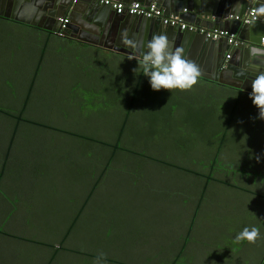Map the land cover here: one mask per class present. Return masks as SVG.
Wrapping results in <instances>:
<instances>
[{
	"label": "rangeland",
	"instance_id": "374dc122",
	"mask_svg": "<svg viewBox=\"0 0 264 264\" xmlns=\"http://www.w3.org/2000/svg\"><path fill=\"white\" fill-rule=\"evenodd\" d=\"M37 41L30 30L0 24L1 109L17 112L23 104L40 56L42 44ZM86 69L82 63L76 66L72 56L66 53L48 56L40 65L25 117L40 124L47 123L54 130L22 124L5 166L0 169V173L3 171L0 223L11 216L7 226L0 225L2 232L11 235L0 236V264H46L49 254L60 246L84 193L93 186L97 168L102 164L99 161H104L110 154L107 147L96 143V137H102L103 142L104 139L110 141L122 127L128 111L125 110L127 104L120 101L130 99L134 77L128 75L124 89L119 91L116 76L107 74L106 68L96 67L93 63ZM86 74L90 76L85 78ZM117 77L118 81L120 75ZM155 92L148 82L143 85L142 99L128 113L121 141L122 147L131 151L119 153L114 160L112 171L70 233L66 243L69 250L81 249L96 255L103 253L109 260H119L123 264H168L171 261L180 234L187 227L191 206L198 199L196 190L201 185L198 178L171 164L197 166L194 161L198 158L203 169L205 164L211 163L214 151L208 144L203 149L193 145L192 140L199 137L195 134L197 124L194 119L201 116H194L182 108V113H177L179 109L172 108L174 103L161 111L144 108V104L154 102ZM181 95L184 102L178 95L173 98H180L184 107L200 101L194 90ZM1 117L0 114V121ZM170 123L177 124L178 129L172 128ZM239 123L243 124L242 120ZM245 130L240 142L235 134L239 131L228 132L222 153V158L227 161H220L217 165L222 172L223 167L229 165L225 169L226 172L230 169L232 183L238 182L237 174L242 170L252 174L242 161L246 151L239 150L234 144V141L242 144L248 137L246 126ZM7 131L11 129L3 128L1 123L0 167ZM213 132L217 134V131ZM133 151L142 154H133ZM143 153L162 162L150 161ZM212 187L208 193L210 200L198 220V235H194L204 241L223 238L227 221L236 217L235 213H227V207L235 203L233 189L220 184ZM17 204L22 205V210L17 208L15 214L9 215ZM197 244L179 264L190 263L194 255L205 256L199 245L202 243ZM47 245L54 249L47 248ZM209 256L212 255L209 253ZM94 260L89 256L60 251L53 264H93ZM102 264L112 263L102 261Z\"/></svg>",
	"mask_w": 264,
	"mask_h": 264
},
{
	"label": "water",
	"instance_id": "95a60500",
	"mask_svg": "<svg viewBox=\"0 0 264 264\" xmlns=\"http://www.w3.org/2000/svg\"><path fill=\"white\" fill-rule=\"evenodd\" d=\"M74 1L0 0V16L14 19L11 13L14 14L23 6L26 14L29 12L35 20L32 23L26 21V24L45 29L55 35L62 31L61 19L67 17L69 23L64 30V38H75L92 45H100L103 41L112 39L117 44L106 46L109 50L137 60L146 51L145 42L153 35L163 34L173 48L183 49L185 58L198 66L199 78L243 92L250 93L251 81L264 73V57L250 54L252 47L264 46V0H139L146 5L156 4L167 16L180 15L186 10L188 16L186 20L183 18L184 21L198 31H183L179 27L164 26L157 19L117 15L109 7L101 5L98 0ZM4 7L6 12L2 13ZM252 8L258 10V20L245 24L243 18ZM39 20H44L45 26L37 25ZM221 27L235 36V52L231 56L232 59L226 58L230 48L226 38L213 40L208 37L209 32L220 30ZM125 38L132 40L135 46L128 48L122 46V43L120 46L118 42ZM211 56L212 62H208ZM240 57L243 60L241 64L237 62ZM205 63L210 66H205Z\"/></svg>",
	"mask_w": 264,
	"mask_h": 264
},
{
	"label": "crops",
	"instance_id": "0c3cea01",
	"mask_svg": "<svg viewBox=\"0 0 264 264\" xmlns=\"http://www.w3.org/2000/svg\"><path fill=\"white\" fill-rule=\"evenodd\" d=\"M120 1L126 4L135 3V2L144 4L142 1L139 0H135V1L120 0ZM19 9L20 10H18L14 14L11 13V16L13 15L15 17L14 19L0 16V24H8V25L16 26L22 30H30L31 33L35 36V38L38 40L37 42L42 44L40 54L43 51V63L44 61H46L48 56L57 57V56H63L66 53V55L72 56V61L76 66L77 63H82L83 65H86L87 69L85 71H87L90 65L91 64L93 65V63L95 64L96 67L100 66L101 68H106L107 74L112 73V75L116 76L115 81L120 84L126 82L124 80L126 78L128 79V75L130 78H133L132 74L134 76L133 78L134 83L136 82L137 84L140 81L141 85L143 86L146 82H148V78L143 76L142 69L138 68L137 59L116 53L112 50H109L106 47V46H112L114 43L117 44V42H115L114 40L110 39L107 42L103 41L100 45H92L89 43L78 41L75 38L73 39L64 38V37L61 38L55 34L49 33L45 29L42 28L38 29L37 27L35 28L31 24H26V21L31 22L32 20H34V16L31 17L29 15V12H27L26 14L25 8H23V6ZM252 9H255L258 13V10L256 8H252ZM1 11L2 13L6 12L5 7ZM170 15H177V14H170ZM180 15H182L183 18H185L186 20V16H188V13L186 12V10H183V12ZM79 20L82 21V19L80 18ZM45 24L46 22L43 20V26H45ZM220 30L227 31L229 33V30L224 29L222 27L220 28ZM127 39L132 42V40H130L129 38ZM123 41L124 39H122L121 42H118V44L121 46L122 43V46H126L128 48L132 47L133 45L132 43L125 44ZM229 50L227 54L229 53ZM231 52L230 53L232 56L235 50L232 48ZM212 56L208 59V62H212L211 60L214 57ZM237 62H240L241 64V62H243L242 58L240 57V60L239 61L237 60ZM207 64L210 66L209 63ZM207 64L205 66H208ZM135 69H137V71H135ZM203 69H207V68H203ZM119 71L122 73L118 74L120 73ZM117 75L118 76L120 75L118 81H117L118 78ZM89 76L90 74H86L85 78ZM121 85L119 87H124V85L123 86ZM192 89L194 90V92H196V94H199V100L203 104V106H201L199 109L200 113L202 111L204 113L207 112V107L205 102H208V98L214 99L215 97H217L223 100L221 104L218 102L221 106L218 107L216 106L215 111L217 115H220L221 120L224 119V113L228 117L231 116L232 119L229 118L227 121L231 122L233 131H239V133L238 132L235 133L236 140L239 141V138L245 136L246 134L245 126L248 130L247 132L248 137L245 138L244 142L240 144L237 141H234V144L235 147L238 148L239 150L242 148V150L246 151V155L245 157H243L242 161L243 163H246L247 168L245 169L251 170L252 174L248 173L245 170H242V172L238 173L237 180L239 181L237 182V186H233L231 188L235 193V199L233 198L235 200V203L232 204L231 207H227V213H231V212L235 213L236 217L232 220L227 221V223L229 224V222L232 221V225L229 227L232 230L230 232L234 236L231 235L230 232H228V229L225 236L228 237L229 235H231L233 238H235V236L244 227H249V228L253 226L257 227L259 230V237L254 242H249L247 240H241L238 242L235 240L232 242V244L236 246L235 247L237 249L236 252L237 251L239 252L235 254L239 259V262H237L238 264L239 263L264 264V120L259 118L258 109L252 104L249 98V92H243L241 90H237L232 87L223 86L221 84L214 83L202 78H198L197 83L194 86H192L191 89L183 90V91L178 90V92L180 94L182 92L189 93L190 91H193ZM224 107H227V110L224 109ZM241 113L242 115L246 114V118L242 120L243 124L239 123V116L241 115ZM236 124L237 126L235 130L234 126ZM221 128L222 129L220 131L225 130L223 123ZM15 136L16 134L14 135L9 132L6 147L3 148L4 152L9 147L11 141H13L14 143ZM232 151L234 153H237L236 150L234 151V149H232ZM2 168L3 166L1 165L0 169ZM15 207L16 209L13 208L11 209V211H9L11 212L9 215L15 214L17 208L19 211L22 210V205L20 204H17ZM77 209H79V207H77L76 210ZM245 223H247V225H245ZM0 225L7 226V224L5 225V221L3 222V224L0 223ZM0 236L4 237L1 233ZM218 239L219 238L217 237L216 241ZM198 242L202 243L199 245L203 249V252L206 249H211L210 245L206 244V241L200 240L198 238ZM190 243H189V248L187 250L188 252L192 249L194 245H195L194 247L197 246L196 244H192V241H190ZM219 244H221L222 245L221 247L224 248L223 243L219 242Z\"/></svg>",
	"mask_w": 264,
	"mask_h": 264
},
{
	"label": "trees",
	"instance_id": "16d2710c",
	"mask_svg": "<svg viewBox=\"0 0 264 264\" xmlns=\"http://www.w3.org/2000/svg\"><path fill=\"white\" fill-rule=\"evenodd\" d=\"M43 61V51L41 52L37 65H36V71H35V75L33 76V80L32 83L27 87L26 91H25V96H24V101L23 104L19 107V109L16 111L14 110H8V109H1L0 108V114L2 118V120L0 121V124H3V128L5 129H11V131H7L10 132L12 134H16L17 131H19L20 127L22 126V124H27L30 126H37V127H42L43 129H53L54 128L50 125H48L47 123H37L36 121H34L33 119H27L25 117V113L27 111L28 105L30 104V100L34 94L35 91V87H34V81L37 77V73L40 69V65ZM134 77V76H132ZM118 83V82H117ZM119 86H123V83H118ZM128 86V84H126ZM118 86V85H117ZM124 89V87H119V91ZM127 89V87H126ZM129 89V87H128ZM133 93H130L129 95V100H125L120 101L123 104H127L125 107L126 112L128 111V113L133 110L135 103H137L139 100L142 99V94L141 91H143V86L141 85V82L139 81L137 84L136 82L133 83ZM172 90L168 91V90H164V91H158L155 92L154 94V102L150 103V105L148 104H144V108H146L147 110H151V111H161V110H166L170 108V105L172 103H174V106H172V108H178L179 110L176 111L177 113L181 112V108L184 110H189L192 113H194V116H201L200 118L194 119L196 121V129H195V134H198L199 137L196 140H192L193 145H198L199 148L205 147L207 148V144L212 147V151H214L213 154V159L211 161V163H209L208 165H204L203 169L201 166V159L196 158V161H194V164L197 166H192V167H187L184 165H178V164H171V166H173L174 168L176 167V169H178L179 171H182L184 173H188V175H190L191 177L194 178H198L201 182V185H199V188H197L196 191L197 192V196L198 199L197 201L191 206L192 210L189 213L188 216V222L187 227L185 228L184 233L180 234L181 237H179V245L178 248L176 249V251L174 252V255L171 256V261L168 264H179L181 259L184 256H187L188 254V248H189V243L190 241H192V244H197L198 243V237H194V235H198V228H197V224H198V220L200 218L201 212L203 210V207L205 206V204H207V202L210 200L209 198V191L211 189H213L214 185L220 184L222 186L228 187L229 189H231L233 186H237V182L232 183L230 182L229 179H231L230 174V169L226 172L225 168H229L228 166H224L223 167V172L219 170V166H217L220 161H225L222 155L225 146L227 144V134L229 131H231L232 126H231V122L227 121L229 118H231V116H227L224 113V119L221 120L220 115H217L216 113V106H221L220 104L223 102L222 99L215 97L214 99H210L208 98V102L206 103V107H207V112L204 113L203 111L201 112V115H199V109L201 106H203V104L198 101L195 105L189 104L187 105L188 107H184V105H182L181 103V99L180 98H173L174 95L175 97H181L183 99L182 102H184L185 98L183 95H181L178 90L174 89L173 93H171ZM127 92V91H126ZM124 93V92H123ZM172 94V95H170ZM188 95V93H186ZM183 96V97H182ZM242 96V94H241ZM175 100V101H174ZM174 101V102H173ZM114 102V101H113ZM220 104H219V103ZM171 108L170 111V115L172 114L173 110ZM224 109L227 110V107H224ZM125 114L126 116L123 119V124L122 127L120 128L119 131H117L114 139L108 141L104 139V142L102 140V137H96V143L99 145H102L104 147H107L108 150H110V154L108 156V158H106L104 161L100 160L99 162L102 164H99L98 168H97V173L95 174V179H94V184L93 186L91 185L90 188L84 193V197H83V201L81 203V206L79 207V209H77V212H74L72 214V219L69 223V227L67 229V231L65 232V234H63L60 242H59V247L55 248V251L51 252V254H49V258L48 261L46 262V264H53L54 260L56 259V257L58 256V252H72L73 254L76 255H81V256H89L92 259H96V257L98 255L93 254L92 252L88 251L86 252L85 250H81V249H70L67 248L66 243L67 240L70 236V233L72 232L73 228L78 224V221L82 218L85 208H87V205L90 204V202H92V198L94 196H96V194L98 193V190L102 187V184H104L105 179L108 177L109 173L112 171V164L115 162L114 160L119 156V153H124L126 151H131V150H126L122 147V139H123V135H124V130L126 129V120L128 119L129 114ZM182 113V112H181ZM67 117H65V119H67ZM246 118V114L239 116V120H244ZM172 119V117H171ZM175 119V118H174ZM173 119V120H174ZM232 119V118H231ZM230 119V120H231ZM170 121V119L168 120ZM171 122V121H170ZM205 122V125H203L202 123ZM222 123L224 125V131H220L222 128ZM170 126L172 128H177V124H172L170 123ZM205 126V127H204ZM178 129V128H177ZM214 131H217L214 135ZM59 132L62 133H66V134H70L68 131H64V130H59ZM210 138V139H209ZM108 139V138H107ZM12 146H13V141H11L9 147L5 150L4 153H2V162L1 165L4 167L5 163L7 161L8 155L11 153L12 151ZM107 151V150H104ZM102 152V151H101ZM133 154H142V153H138L137 151H133L131 152ZM145 157H147L150 161H156L158 163L162 162L158 159H156L155 157H151L149 155H147V153H143ZM226 154V153H224ZM227 161V160H226ZM225 161V162H226ZM201 163V164H200ZM232 167V166H230ZM3 170V169H2ZM1 170L0 173V185H1V178H2V174L3 171ZM221 172V174H218V172ZM238 175V174H237ZM235 176V175H234ZM239 181V180H236ZM186 199V198H185ZM188 205H185V207H187ZM187 210H189V207H187ZM8 218L7 220L5 219V224L7 223V221H10ZM8 224V223H7ZM243 224V223H242ZM232 225V221H230V223L227 226L228 232L232 231L230 229L229 226ZM245 225H247V223H245ZM0 233L5 236V237H10L11 235H9L8 233H4L2 231H0ZM231 233V232H230ZM236 233V232H235ZM234 233V234H235ZM183 235V236H182ZM231 235H233L231 233ZM231 235H229L228 237L225 238V240H223V238L218 239L216 241V238L213 239H209L208 241H206V244H209L211 249H206L204 250L205 252L203 253L202 251V255L205 254L204 257L199 258L197 255H194L192 258L193 260H190V263L188 264H238L237 262H239V259L237 257V255H235L236 252V246L232 244L233 241H235V238H233ZM214 236V235H213ZM234 236V235H233ZM18 239V238H17ZM182 242V243H181ZM197 242V243H196ZM223 243L224 248H222L221 244ZM231 242V243H230ZM205 244V245H206ZM45 245V244H43ZM191 245V243H190ZM198 245V244H197ZM233 245V246H231ZM235 251H234V248ZM47 248L50 249H54L53 246L51 245H47ZM233 248V249H232ZM208 250H211L209 253L212 256H209ZM213 252V254H212ZM239 253V252H238ZM103 262H109L112 264H123V263H119V260H109L107 257H104ZM116 262V263H115ZM127 264H135V263H127ZM142 264H148V263H142ZM166 264V263H164ZM240 264V263H239Z\"/></svg>",
	"mask_w": 264,
	"mask_h": 264
},
{
	"label": "clouds",
	"instance_id": "9594fccd",
	"mask_svg": "<svg viewBox=\"0 0 264 264\" xmlns=\"http://www.w3.org/2000/svg\"><path fill=\"white\" fill-rule=\"evenodd\" d=\"M125 44L132 43L127 38ZM135 46V45H133ZM144 51L138 60V68L142 69L143 76L148 78L153 91L163 90H188L194 86L200 76L198 66L190 59L185 58L183 49L172 47L169 39L163 35H153L145 42ZM250 54L256 57H264V46L252 47ZM137 68V69H138ZM135 69V71H137ZM249 98L258 109V116L264 120V73H261L251 81ZM259 237V230L253 226L244 227L236 236V241L247 240L254 242ZM103 253H100L93 264H102Z\"/></svg>",
	"mask_w": 264,
	"mask_h": 264
},
{
	"label": "built area",
	"instance_id": "2783aa9c",
	"mask_svg": "<svg viewBox=\"0 0 264 264\" xmlns=\"http://www.w3.org/2000/svg\"><path fill=\"white\" fill-rule=\"evenodd\" d=\"M99 3L103 6L109 7L112 11H114L117 15H130V16H138L144 17L146 19H157L160 20L164 26L170 27H179L181 30H191L198 31L197 28L191 27L188 23H186L183 19V16L180 15H165L163 11L157 7L156 5H144L142 3H123L120 0H98ZM76 0L74 1V3ZM245 24H249L257 21V11L255 9H251L247 12L245 17L243 18ZM238 20V17L236 18ZM62 22V31L57 34L58 37H64V30L66 29V25L69 23L68 18L61 19ZM208 37H211L213 40H219L226 38L228 40V44L230 45L229 53L226 58H231V51L235 42V36L223 30H213L208 33ZM231 52V53H230Z\"/></svg>",
	"mask_w": 264,
	"mask_h": 264
},
{
	"label": "flooded vegetation",
	"instance_id": "af4514ba",
	"mask_svg": "<svg viewBox=\"0 0 264 264\" xmlns=\"http://www.w3.org/2000/svg\"><path fill=\"white\" fill-rule=\"evenodd\" d=\"M35 21V20H32L31 23ZM37 25H42L43 26V20H39L37 21ZM33 26V25H32ZM36 28V27H35ZM39 29V28H38ZM41 29V28H40Z\"/></svg>",
	"mask_w": 264,
	"mask_h": 264
}]
</instances>
